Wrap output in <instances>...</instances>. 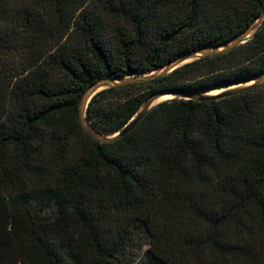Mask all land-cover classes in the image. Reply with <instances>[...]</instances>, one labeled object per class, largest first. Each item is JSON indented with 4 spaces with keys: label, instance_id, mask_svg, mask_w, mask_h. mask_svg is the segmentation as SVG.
Returning a JSON list of instances; mask_svg holds the SVG:
<instances>
[{
    "label": "trees",
    "instance_id": "1",
    "mask_svg": "<svg viewBox=\"0 0 264 264\" xmlns=\"http://www.w3.org/2000/svg\"><path fill=\"white\" fill-rule=\"evenodd\" d=\"M264 0H0V264H264V86L169 98L102 143L96 82L232 41ZM264 75V26L230 51L103 90L115 134L155 92Z\"/></svg>",
    "mask_w": 264,
    "mask_h": 264
},
{
    "label": "water",
    "instance_id": "2",
    "mask_svg": "<svg viewBox=\"0 0 264 264\" xmlns=\"http://www.w3.org/2000/svg\"><path fill=\"white\" fill-rule=\"evenodd\" d=\"M264 26V11L263 13L251 24L247 30H245L242 34L238 37L229 41L225 44L215 46L212 48L202 49L199 51H193L182 55L175 59L174 61L168 63L164 67L145 74V75H138L132 77H124V78H117V79H106L96 82L91 87H89L86 92L84 93L80 107H79V119L81 122L82 127L85 131H87L92 137L99 140L102 143H112L127 133H129L155 106L160 104L162 101L161 99L165 96H170L171 98L178 97L186 100H194V101H209V100H217L223 99L226 97L235 96L241 94L243 92L257 89L264 86V75L254 79L253 81L231 86L228 88L221 89L217 93H210V92H185V91H172V92H155L150 95L147 100L143 103L140 107L136 115L131 119V121L123 127L120 131L115 134H104L95 129L89 122L87 116V107L90 100L99 92L115 88L121 87L124 85L134 84V83H141L147 82L151 80H155L159 77H163L168 75L175 69L185 65L186 63L204 59L207 57H211L214 55H218L227 51H230L234 48L239 47L240 45L245 44L249 40H251Z\"/></svg>",
    "mask_w": 264,
    "mask_h": 264
},
{
    "label": "bare ground",
    "instance_id": "3",
    "mask_svg": "<svg viewBox=\"0 0 264 264\" xmlns=\"http://www.w3.org/2000/svg\"><path fill=\"white\" fill-rule=\"evenodd\" d=\"M220 90L219 89H217V90H214V91H212V92H210V93H217V92H219ZM164 99H169L170 98V96H165V97H163ZM165 101V100H164Z\"/></svg>",
    "mask_w": 264,
    "mask_h": 264
},
{
    "label": "rangeland",
    "instance_id": "4",
    "mask_svg": "<svg viewBox=\"0 0 264 264\" xmlns=\"http://www.w3.org/2000/svg\"><path fill=\"white\" fill-rule=\"evenodd\" d=\"M170 98H171V97H170ZM164 100H166V99H164V98L161 99L162 102H163Z\"/></svg>",
    "mask_w": 264,
    "mask_h": 264
}]
</instances>
